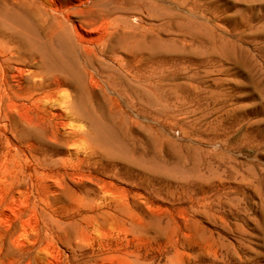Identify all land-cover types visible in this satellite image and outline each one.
I'll use <instances>...</instances> for the list:
<instances>
[{
	"label": "rangeland",
	"instance_id": "1",
	"mask_svg": "<svg viewBox=\"0 0 264 264\" xmlns=\"http://www.w3.org/2000/svg\"><path fill=\"white\" fill-rule=\"evenodd\" d=\"M89 1L75 19L104 14L94 35L124 64L95 62L134 91H97L122 150L93 171L103 198L40 129L14 149L21 195L0 160V264H264V0H166V28L156 0ZM40 5L18 16L37 36Z\"/></svg>",
	"mask_w": 264,
	"mask_h": 264
},
{
	"label": "bare ground",
	"instance_id": "2",
	"mask_svg": "<svg viewBox=\"0 0 264 264\" xmlns=\"http://www.w3.org/2000/svg\"><path fill=\"white\" fill-rule=\"evenodd\" d=\"M34 1L41 3L40 8L33 7L40 14V36L30 33L33 31L28 27L37 29V22L18 20L31 0L5 1L0 7V142L7 145L0 160L6 184L21 195L23 172L14 149L31 144L33 131L40 129L54 144L68 148V157L62 160L66 175L81 180V191H95L103 198L106 182L98 170L93 171L107 155L121 152L122 147L105 124V105L97 91L104 93L105 85L125 97L134 91L119 87L95 60L108 56L123 69L124 62L115 51L122 47H109L94 35L105 22L104 14L99 24L75 19L86 14L89 0ZM156 1L161 11L158 26L169 27L170 23L163 21L169 16V7L163 3L166 0ZM154 13L150 16L155 17ZM125 39L136 40L132 36ZM59 172L48 169L45 175L56 176ZM79 189L75 195L82 203Z\"/></svg>",
	"mask_w": 264,
	"mask_h": 264
}]
</instances>
